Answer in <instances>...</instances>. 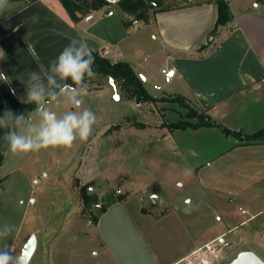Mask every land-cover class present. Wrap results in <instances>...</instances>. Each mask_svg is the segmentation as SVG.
Listing matches in <instances>:
<instances>
[{
    "label": "rangeland",
    "instance_id": "374dc122",
    "mask_svg": "<svg viewBox=\"0 0 264 264\" xmlns=\"http://www.w3.org/2000/svg\"><path fill=\"white\" fill-rule=\"evenodd\" d=\"M103 13L105 8L94 17ZM118 19L119 14L107 18L94 30L104 32V23ZM107 91L79 95L82 102L78 107L65 93L41 106V111H53L58 118L69 111L90 109L97 120L86 141L77 138L70 148L17 154L8 151L0 168V248L13 247L15 256L29 234H35L39 245L45 241V254L34 255L28 264H139L137 243L127 237L129 251L119 253L115 249L114 255V249L102 244L92 223L102 206L124 195L129 219L161 264L183 256L201 239L222 233L231 244L214 264L222 257L219 264H228L244 250L264 259V229L257 219L242 224L249 214L241 213L240 201L233 195L240 190L241 176L237 172L244 166L243 159L238 158L234 164L230 157L224 158L222 164L201 168L188 165L177 153L176 138L163 122L165 117L178 119L179 114L170 111L162 116L163 111L159 114L155 108L136 107ZM40 123V112L35 110L19 134L35 135L32 129H38ZM118 127L132 129L116 131ZM104 128L108 132L101 134ZM83 185H88L87 192L94 200L84 208L78 198ZM142 206L148 213L141 211ZM116 216V222L123 226L111 225L110 233L120 237L129 228L124 217L119 213ZM55 241L61 248H68V253L51 254L50 244L54 246Z\"/></svg>",
    "mask_w": 264,
    "mask_h": 264
},
{
    "label": "crops",
    "instance_id": "0c3cea01",
    "mask_svg": "<svg viewBox=\"0 0 264 264\" xmlns=\"http://www.w3.org/2000/svg\"><path fill=\"white\" fill-rule=\"evenodd\" d=\"M111 1L112 8L104 7L105 13L100 17H94L96 10L77 22L68 15L60 0H37L29 4L25 0L8 1L6 8L0 10V74L22 100L28 101L31 91H43L50 81L59 77L54 71L55 60L65 46L74 41V47L83 48L85 54L90 48L105 56L111 55L112 59L108 58L113 62L128 61L137 74L145 78L147 90L155 97L183 96L208 109L216 123L244 135L264 129V0H227L233 19L219 26L215 36L210 31L217 20L216 0H187L188 3L180 7L155 13L148 22L138 20L129 25L126 14L117 7L118 0ZM110 11L113 13L109 14ZM116 14H119L118 21L104 23V32L94 30L101 21ZM166 67L176 71L169 80L162 72ZM109 85L87 91L86 96L105 90L118 94L116 88ZM60 94L61 91L54 98ZM118 95L119 100L125 99ZM41 106L44 108V102ZM124 128L118 127L116 131ZM167 130L176 138V151L188 165L201 168L207 164H222L224 158L230 157L234 164L238 158L243 159L244 166L237 172L241 176L240 190L233 195L240 201L241 213L249 214L242 224H251L257 219L264 229V139L241 141L227 136L216 126ZM100 132L106 134L108 129ZM229 200L233 201L231 196ZM125 208V201H117L100 216L95 227L102 244L114 249V255L115 249L126 253L129 251L126 238L130 237L137 243L135 253L140 256L139 264H161L144 243L143 234L129 219ZM141 211L148 213L143 206ZM118 213L125 218L129 231L115 237L110 233L111 225L123 226L122 222H116ZM88 224L91 225V221ZM221 235L225 234L201 239L183 256L167 264L184 261L194 264L190 255ZM57 242L54 246L50 244L51 254H67L68 248H61ZM44 247L45 241L39 245L37 239L33 256L41 257ZM15 253L16 249L10 252Z\"/></svg>",
    "mask_w": 264,
    "mask_h": 264
},
{
    "label": "trees",
    "instance_id": "16d2710c",
    "mask_svg": "<svg viewBox=\"0 0 264 264\" xmlns=\"http://www.w3.org/2000/svg\"><path fill=\"white\" fill-rule=\"evenodd\" d=\"M34 1L37 0H25V3L29 4ZM60 2L75 22L91 15L96 10L113 6L111 0H60ZM187 3V0H118L116 4L119 10L126 14V24L129 25L135 20L148 22L151 16L157 12L177 8ZM216 4L217 20L210 31L212 36H215L219 26L226 25L233 19L227 0H216ZM91 54L95 58L92 66L96 73L94 78L85 75L82 84L76 86L71 79L61 80L58 77L53 80L54 83H51L42 91V102L53 99L65 84L72 85L74 88L79 87L81 90L86 88L87 91L102 89L106 85L112 84L118 94L134 103L136 107L145 108L148 106V108H155L160 112L159 114L163 111L162 116L168 115L170 111L179 114L180 118L178 119L170 120L165 117V120H163L170 131L216 126L221 128L227 136L238 137L241 141L249 142L264 139V129L250 135H244L241 131L231 130L213 121L208 109L199 107L183 96L155 97L147 90L144 80L128 61L113 62L96 51H91ZM84 58H88V53L85 54ZM4 77L0 76V168L6 157L5 152H8L6 134L10 131L19 134L21 127L29 118L31 112L37 109V104L34 101L22 100L11 83ZM135 123H138V121H135ZM140 124L143 125V123ZM87 188L88 185H83L78 190V198L83 208L89 207L94 203L92 196L87 192ZM123 199L124 195L112 198L107 205L100 208L99 214L92 219V223H98L100 216L111 203L122 201Z\"/></svg>",
    "mask_w": 264,
    "mask_h": 264
},
{
    "label": "clouds",
    "instance_id": "9594fccd",
    "mask_svg": "<svg viewBox=\"0 0 264 264\" xmlns=\"http://www.w3.org/2000/svg\"><path fill=\"white\" fill-rule=\"evenodd\" d=\"M8 0H0V10L6 8ZM74 41L70 42L55 60L54 71L59 75L61 80L71 79L74 85L80 86L87 75L94 78L96 73L93 70L95 58L89 48L88 58L85 59L83 48H75ZM84 46H87L86 43ZM34 75V74H33ZM0 76H3L0 74ZM4 77V76H3ZM6 79V77H4ZM54 83V81H50ZM61 92L68 94V98L78 107L81 104L79 95L87 94V90L74 88L72 85L65 84ZM37 104L36 111L40 112L41 123L38 129H32L35 135H21L16 132H8L5 139L8 141V151L13 154L36 152L40 149L50 147H72L73 143L79 138L80 141H86L91 135L93 125L97 117L90 109L77 113L69 111L62 118H58L53 111H41V102L43 101L42 91L33 90L29 93V102ZM8 152H5L7 155ZM31 238L29 239L30 242ZM6 247L0 248V264H28L24 256V250L13 256Z\"/></svg>",
    "mask_w": 264,
    "mask_h": 264
},
{
    "label": "built area",
    "instance_id": "2783aa9c",
    "mask_svg": "<svg viewBox=\"0 0 264 264\" xmlns=\"http://www.w3.org/2000/svg\"><path fill=\"white\" fill-rule=\"evenodd\" d=\"M112 13H113L112 11L109 12V14ZM137 22L138 20L134 21V23ZM162 72L164 73L167 80L174 77L176 73L175 69L168 67L163 68ZM34 183H36V180H34ZM230 244L231 241L225 238V235H221L197 248L190 255V259L194 264H214L219 254L224 250L225 247L230 246ZM12 249L13 247L10 250ZM14 251H10V252L13 253Z\"/></svg>",
    "mask_w": 264,
    "mask_h": 264
},
{
    "label": "water",
    "instance_id": "95a60500",
    "mask_svg": "<svg viewBox=\"0 0 264 264\" xmlns=\"http://www.w3.org/2000/svg\"><path fill=\"white\" fill-rule=\"evenodd\" d=\"M116 96L119 98L118 94H116ZM30 238L31 240L29 242ZM30 238L23 248L24 256L28 263L31 260L37 246V238L35 234H32ZM228 264H264V259L252 250H244L238 253V255L233 258Z\"/></svg>",
    "mask_w": 264,
    "mask_h": 264
}]
</instances>
